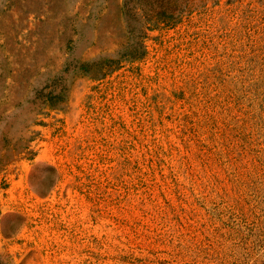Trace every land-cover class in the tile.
<instances>
[{"label": "rangeland", "instance_id": "obj_1", "mask_svg": "<svg viewBox=\"0 0 264 264\" xmlns=\"http://www.w3.org/2000/svg\"><path fill=\"white\" fill-rule=\"evenodd\" d=\"M0 264H264V0H0Z\"/></svg>", "mask_w": 264, "mask_h": 264}]
</instances>
